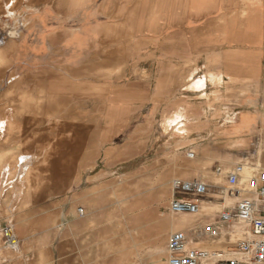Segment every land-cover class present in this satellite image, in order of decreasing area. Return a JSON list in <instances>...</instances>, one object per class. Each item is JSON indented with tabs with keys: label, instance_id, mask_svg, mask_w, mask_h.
<instances>
[{
	"label": "crops",
	"instance_id": "1",
	"mask_svg": "<svg viewBox=\"0 0 264 264\" xmlns=\"http://www.w3.org/2000/svg\"><path fill=\"white\" fill-rule=\"evenodd\" d=\"M32 19L37 43L27 56H14L33 79L0 120L18 124L0 127V264H135L143 244L162 237L167 264L176 231L188 235L189 248L226 252L252 237L249 223L223 221L221 213L238 201L224 192L229 173L249 177L229 157L264 138V0H44ZM72 20L79 27L57 30ZM57 34L60 47L53 49ZM102 40L140 47L110 50L122 57L114 67L124 75L108 98L74 96L68 70L81 67L80 46L96 48ZM57 70L60 92L53 96ZM10 138V146L2 144ZM136 160L132 177L109 180L106 169ZM200 168H214L226 184L212 192L206 177L195 176ZM172 178L209 186L199 213L171 211ZM129 194L137 201L113 206ZM225 198L236 202L221 209ZM161 207L193 221L180 229L168 219L157 242L149 241L150 222L133 228L129 218ZM7 222L19 240L15 247L2 235ZM207 225L219 235L198 236ZM159 252L144 253L137 264Z\"/></svg>",
	"mask_w": 264,
	"mask_h": 264
},
{
	"label": "rangeland",
	"instance_id": "2",
	"mask_svg": "<svg viewBox=\"0 0 264 264\" xmlns=\"http://www.w3.org/2000/svg\"><path fill=\"white\" fill-rule=\"evenodd\" d=\"M5 1V7L0 4V120L9 117L10 106L12 102H17V98L21 93L27 92V85L32 81L33 78L27 75L24 69L19 67L21 61L15 60V53H20L23 56H27L31 53L34 45L37 43L36 35L33 33H38L35 31L38 29L37 24L33 22V17L37 16L42 9V3L44 0H1ZM10 1V2H9ZM1 3V2H0ZM58 29L64 28H75L79 27L76 25L74 20L67 22L63 26L57 25ZM62 30V29H61ZM59 32V31H57ZM30 34H32L30 36ZM78 43V42H76ZM88 43V42H87ZM81 45L80 48L83 49V56L81 57V67L78 70H68V76L73 78L74 86L68 87L69 92L71 91L74 96L78 94L80 97L91 96L99 98H108L110 89L113 88L114 82L120 80L124 73L120 72L121 68H116L114 65L118 64V60L122 57H115L111 53V49H123V48H139L140 43L137 41H100L96 42V48L90 47L89 44ZM71 44V43H70ZM53 49H59L60 41L59 34L52 40L50 46ZM74 45H69V50L74 49ZM18 62V64L16 63ZM71 71V72H70ZM20 74V77H17ZM53 74V73H52ZM59 72L57 70L56 74H53V81L51 83V92L53 96H59L60 84H59ZM15 80V81H14ZM122 80V79H121ZM21 84L20 88H14ZM9 111V112H8ZM97 129L101 131L104 126L103 120L95 122ZM7 125L9 130L17 129V122H10L8 120H3L1 123V128L3 129ZM179 131V130H178ZM182 132V131H180ZM15 139V138H14ZM11 138L2 144L11 145ZM123 140V138H122ZM233 155V154H232ZM102 156V155H101ZM236 160L235 164L241 163V172L246 176H250L260 170L259 167H264V138H253V143L250 147L241 150L237 155L229 157ZM102 159V158H101ZM139 161H132L120 164L118 167L106 169L107 176L110 181L115 183H121L122 177H132V174L136 171ZM228 169H224L225 171ZM252 174V175H253ZM195 176H204L212 184L211 191H216V186L221 184H226L223 175H217L214 172V168H200L197 170ZM134 178V177H133ZM173 179V178H172ZM129 182H134L135 179H130ZM172 180L169 182L171 186ZM169 185V184H168ZM138 198L137 194H129L120 200H115L113 206H121L126 209L131 203H133ZM169 198V197H168ZM169 200V199H168ZM137 201V200H136ZM167 199L165 198V203ZM144 203L146 201H143ZM236 199L225 198L223 206H233ZM139 208L138 204L136 208ZM163 207V206H162ZM159 208L158 214L150 213L146 214L145 209L140 213V211L134 212L131 219L132 227H138L139 224L150 225L147 228V238L149 241L157 242L156 236L160 231H164L168 221H179L177 228H184L185 226L191 224L193 221L191 218L186 216L181 219L178 217H170V214L164 208ZM158 215V216H157ZM163 216V217H162ZM162 217V218H160ZM13 218V217H11ZM122 220L123 218H118ZM169 219V220H168ZM136 225V226H134ZM167 238L162 237L157 244L149 242V244H143L144 249L139 250L137 261L135 264L140 263V256L147 253L149 256L151 252L153 253L156 249L158 255L157 257H148L146 264H163L162 256L166 251ZM145 264V263H144Z\"/></svg>",
	"mask_w": 264,
	"mask_h": 264
},
{
	"label": "built area",
	"instance_id": "3",
	"mask_svg": "<svg viewBox=\"0 0 264 264\" xmlns=\"http://www.w3.org/2000/svg\"><path fill=\"white\" fill-rule=\"evenodd\" d=\"M190 157L194 153H189ZM174 192L170 202L173 213L197 214L201 210V196L208 191V185L200 180L175 178L171 182ZM225 194L238 198L234 209L225 208L221 220L234 218L247 222L251 226L252 237L238 241L236 249L226 252L219 249L189 248V237L183 231L173 232L168 240L169 259L167 264H264V169L241 179L238 172L228 175ZM181 194H192L193 197ZM82 212V209H80ZM3 238L9 246H17L19 240L12 222L3 224ZM219 235V228L207 225L198 231V236L214 238Z\"/></svg>",
	"mask_w": 264,
	"mask_h": 264
},
{
	"label": "bare ground",
	"instance_id": "4",
	"mask_svg": "<svg viewBox=\"0 0 264 264\" xmlns=\"http://www.w3.org/2000/svg\"><path fill=\"white\" fill-rule=\"evenodd\" d=\"M9 2H10V1H9ZM195 86H196V85H195ZM197 86H198V85H197ZM177 130H179V131H183V130H182V124L179 125V127H178ZM84 218H85V217H84ZM90 218H91V217H90ZM92 219H93V218H92Z\"/></svg>",
	"mask_w": 264,
	"mask_h": 264
}]
</instances>
